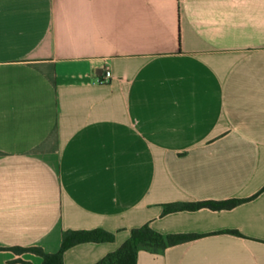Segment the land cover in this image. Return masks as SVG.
<instances>
[{
    "label": "crops",
    "instance_id": "crops-1",
    "mask_svg": "<svg viewBox=\"0 0 264 264\" xmlns=\"http://www.w3.org/2000/svg\"><path fill=\"white\" fill-rule=\"evenodd\" d=\"M263 188L264 0H0V264H264Z\"/></svg>",
    "mask_w": 264,
    "mask_h": 264
},
{
    "label": "trees",
    "instance_id": "trees-1",
    "mask_svg": "<svg viewBox=\"0 0 264 264\" xmlns=\"http://www.w3.org/2000/svg\"><path fill=\"white\" fill-rule=\"evenodd\" d=\"M264 189V188H263ZM244 200H230L226 202H199L193 204H180L175 206H166L165 212L177 210H196L201 207H208L213 210L229 209L235 207ZM191 236H163L152 231L147 225L131 231L128 240L114 253L108 254L97 264H135L136 254L139 249L162 251L167 245L188 240ZM113 236L103 230L91 231H71L63 234L62 246L56 254H47L40 248L12 247L9 250L20 254L31 252L42 258L41 264H62V254L68 248L84 242H103L112 241ZM22 264H31L29 262L18 260Z\"/></svg>",
    "mask_w": 264,
    "mask_h": 264
},
{
    "label": "built area",
    "instance_id": "built-area-1",
    "mask_svg": "<svg viewBox=\"0 0 264 264\" xmlns=\"http://www.w3.org/2000/svg\"><path fill=\"white\" fill-rule=\"evenodd\" d=\"M110 78V72L109 71H105L104 73V77L100 80H98L99 83H107L109 81Z\"/></svg>",
    "mask_w": 264,
    "mask_h": 264
}]
</instances>
